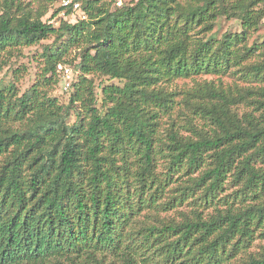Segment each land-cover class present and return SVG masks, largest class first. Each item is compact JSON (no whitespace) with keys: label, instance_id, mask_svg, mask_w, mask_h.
Here are the masks:
<instances>
[{"label":"trees","instance_id":"1","mask_svg":"<svg viewBox=\"0 0 264 264\" xmlns=\"http://www.w3.org/2000/svg\"><path fill=\"white\" fill-rule=\"evenodd\" d=\"M56 1L0 0V71L53 38L0 82V264H264V0Z\"/></svg>","mask_w":264,"mask_h":264},{"label":"rangeland","instance_id":"2","mask_svg":"<svg viewBox=\"0 0 264 264\" xmlns=\"http://www.w3.org/2000/svg\"><path fill=\"white\" fill-rule=\"evenodd\" d=\"M60 1L61 0H57L53 6L50 8L49 12L43 17V20L45 21H50V22H54L55 25L58 24V22L62 19H66L68 21H75L76 18L78 17V13H74V14H68L63 13V11H59L58 14L54 17H49L52 10L55 8L60 7ZM115 4L116 5H121L122 3L126 4L129 3L132 0H115ZM263 22H264V18H263ZM236 28L237 27V23L233 22V21H228V22H221V28L220 30H224L226 28ZM259 39H263L264 40V27L261 28L259 30ZM51 37L44 39L40 42V44H37L35 46H32L30 48H25L22 50V54L20 56H14L12 57L11 61L3 66L2 70L0 71V82L6 84L9 81H13V79L15 78V72L14 69L20 65H24L26 67V72L22 73L19 80L16 82L17 87H18V92L22 93L25 89H27L36 79V77L39 75L40 72V53L43 50V46L46 44H49L52 42ZM75 54V49H71L68 53V55H66L67 59H71L73 57V55ZM68 69V80L71 81L72 79H74L75 76V71L72 68L73 66L70 64L65 65ZM63 68V69H64ZM63 69L62 71H60L59 75H58V82L56 85H54V88L50 91L52 95L58 97L59 101L61 103H66L67 99H68V91L64 90L63 88V79L65 78L63 75ZM95 80V84L97 85V89L100 90V87L103 85V83H110V82H118L117 80H110L106 77H94ZM227 80H231L229 77L227 78ZM188 81V80H187ZM181 82V81H179ZM99 90L98 93H99ZM184 207V205H182L181 207L178 208H174L177 210H180ZM173 209L170 210V214L173 213Z\"/></svg>","mask_w":264,"mask_h":264},{"label":"built area","instance_id":"3","mask_svg":"<svg viewBox=\"0 0 264 264\" xmlns=\"http://www.w3.org/2000/svg\"><path fill=\"white\" fill-rule=\"evenodd\" d=\"M60 7H61V11H63V13H66L68 9L71 10L70 14H74V13H78L77 16H79L80 18L84 19L85 15L81 13V9H80V5L79 2L77 0H61L60 1ZM63 75H64V89H66L69 85V80H68V69L64 68L63 69Z\"/></svg>","mask_w":264,"mask_h":264}]
</instances>
